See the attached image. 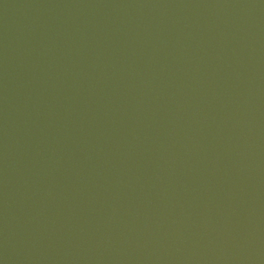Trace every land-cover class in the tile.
<instances>
[{
  "label": "water",
  "instance_id": "water-1",
  "mask_svg": "<svg viewBox=\"0 0 264 264\" xmlns=\"http://www.w3.org/2000/svg\"><path fill=\"white\" fill-rule=\"evenodd\" d=\"M264 29V0H0V77L98 70Z\"/></svg>",
  "mask_w": 264,
  "mask_h": 264
}]
</instances>
